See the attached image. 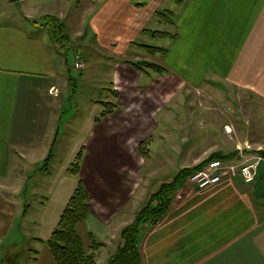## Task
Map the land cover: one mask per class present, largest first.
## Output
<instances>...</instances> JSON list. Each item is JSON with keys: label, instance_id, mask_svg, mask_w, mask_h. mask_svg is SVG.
<instances>
[{"label": "crops", "instance_id": "1", "mask_svg": "<svg viewBox=\"0 0 264 264\" xmlns=\"http://www.w3.org/2000/svg\"><path fill=\"white\" fill-rule=\"evenodd\" d=\"M176 4L187 13L184 41L188 42L191 57L204 59L213 75H222L235 83L250 88L264 83V0H184ZM24 6L29 7L30 3ZM113 6L117 9L119 5ZM175 12L177 24H181L178 9ZM28 16L31 17L25 13L24 17ZM107 19L102 14L93 23L96 32ZM181 34L177 32L174 39L181 37L182 41ZM70 59L67 53L30 35L20 25L0 20V235L17 224L19 229L25 228L30 221L34 229L43 227L45 235L34 240L39 246L44 245L43 240L56 226L79 177L89 195V215L77 225V230L85 248L89 245V232L103 243L95 260L96 264H105L110 255L107 252L99 263L100 252L106 253V242L112 235L118 237L116 249L122 244L120 231L133 221L128 218L129 211H133L130 201L141 184L135 173L145 158L138 145L149 134L141 137V119L129 114L125 101L136 90L145 89L139 80L146 73L137 70L136 75L128 68H117V62L109 68L108 86L103 84L108 90L107 100L94 98V114L60 165L58 178L66 179L46 185L43 194L42 186L49 177L42 178L37 173L39 178L32 190L37 189L34 193H40L42 202L36 211L30 212L21 199L26 180L14 186L19 208L17 203L5 199L13 196L6 179L16 172L17 166L24 159H36L38 149L43 156L56 140V120L62 115L59 112L67 95V91L62 90L61 94L59 90L66 79L65 71L71 70ZM113 91L116 97L112 96ZM100 101H113L117 107L96 122V113L103 109ZM77 147L82 157L79 174L73 176L67 168L78 152ZM253 190L254 183L234 176L204 190L190 187L177 200L173 197L168 210L155 224H144L139 230L142 263L264 264V196L256 197ZM31 249L35 257L32 264H57L47 247Z\"/></svg>", "mask_w": 264, "mask_h": 264}, {"label": "rangeland", "instance_id": "2", "mask_svg": "<svg viewBox=\"0 0 264 264\" xmlns=\"http://www.w3.org/2000/svg\"><path fill=\"white\" fill-rule=\"evenodd\" d=\"M141 1L0 0L2 23L20 25L30 35L42 38L54 49L63 53L67 50L68 58H71V70L65 71L66 79L61 90L58 89L61 94L67 91V95L59 112L62 115L56 120V140L43 156L38 152L41 149H38L36 159H24L16 172L6 179L10 182L11 194L17 191L14 186L18 182L26 180L20 195L30 212L36 211L42 202L40 193H34L37 189L32 190L34 181L39 176L49 177L45 178L47 182H43L42 186V193L45 194L46 185L48 187L50 183L62 179L58 178L60 165L68 158L71 147L84 132L91 114H94V98L107 100L108 90L103 88V84L107 83L108 86V70L115 62L117 68H128L139 75L137 69L128 64L137 63L147 70L148 75H141L139 80L141 88L145 89H135L136 94L125 101L129 114L141 119L144 127L141 137L149 134L143 147L148 158L141 160L143 166L137 169L138 174L135 173L141 184L130 201L133 211H129L132 214L128 215L129 219L134 220L150 197L182 168L193 167L219 152L234 153L223 160L240 164L250 157L260 156L258 151L264 150V90L258 89L264 88V83H255L258 89L255 90L256 87L250 88L222 75H213L214 71L204 59H195L189 53L188 42L184 41L187 38L184 27L187 13L177 8L178 2L147 0L145 5H139ZM26 3H30V6L25 7ZM115 3L119 5L117 9L113 6ZM177 9L181 24H177ZM25 13L31 17H24ZM102 14L107 15L108 19L96 32L93 23H97ZM47 15L54 17L56 26L61 24L63 27L60 32L54 33L53 38L46 29L53 30L45 24ZM34 21L37 23L34 24ZM152 31L172 36H153L150 34ZM177 32H182V41L181 37L174 39ZM59 39L63 41V49L60 48ZM143 45L157 46L163 50L153 51ZM76 55L78 59H75ZM76 60L83 61L82 69L75 68ZM147 63L158 65L164 69V73L158 74L147 67ZM133 81L131 85L134 88ZM148 104L150 107H147ZM226 125L230 127L228 132ZM136 141L137 138L134 143ZM50 150L51 162L45 165L44 159ZM188 175L170 194L172 198H182L193 187L187 181ZM65 177L73 180L67 174ZM14 196L5 199L17 203L19 208L20 199L17 194ZM146 196H149L148 200ZM158 202L152 201L151 206ZM26 224L27 227L22 226L21 229L18 224L14 228L11 226L0 235L1 259L16 255L20 264H32L35 257L31 248H46L45 244L39 246L35 241L37 237L45 235L43 227L34 229L30 221ZM117 238V235L108 238V250L106 253L100 252L99 263L107 252V256L115 252Z\"/></svg>", "mask_w": 264, "mask_h": 264}, {"label": "trees", "instance_id": "3", "mask_svg": "<svg viewBox=\"0 0 264 264\" xmlns=\"http://www.w3.org/2000/svg\"><path fill=\"white\" fill-rule=\"evenodd\" d=\"M147 0L139 2V5H145ZM176 2H180L181 0H175ZM45 21L47 25L53 28L49 29L46 28L47 31L50 33V38L54 37V33L60 32L63 29L62 25L56 26L54 24L55 19L54 17H49L47 15L45 17ZM53 21L52 24L50 22ZM34 24L37 21L33 22ZM42 27V25H39ZM43 28V27H42ZM153 36L158 37H166L172 36L168 35L165 32L161 31H152L150 32ZM60 40V39H59ZM60 48L63 49V41L60 40ZM145 48L153 51L163 50L157 46H149L143 45ZM66 50V49H65ZM64 52V51H63ZM67 53V50L65 51ZM137 69L141 73H147V70L140 66L137 63H128ZM147 67L155 70L158 74L164 73V69L160 68L158 65H153L147 63ZM113 97H116L117 94L115 91L112 93ZM103 109L99 113L97 117H95L96 122H100L101 118L104 117L107 113L113 112L117 104L113 101H100ZM146 140L140 141L138 145L139 153L145 159L148 158V154L144 151L143 147ZM258 154L264 158V150L258 151ZM234 153H229L226 155H222L219 153L212 154L211 156L207 157L205 160L199 162L193 167H184L176 175L173 179L169 182H164L159 190L154 193L153 196L150 197L147 204L141 208L135 219L125 225L120 231V238L122 240V244L116 249V251L111 254L105 264H143L142 263V256L141 252L138 247V236L139 230L143 224H155L168 210L170 202H171V193L177 188L180 181L187 175L190 174L192 171L202 167L205 165L209 160L213 158H230ZM52 157V153L45 157L44 163L48 165L50 159ZM82 157V151H78L74 157L73 162L70 164L68 168V172L73 176H78L79 174V165L80 160ZM264 180V178H263ZM159 198V199H157ZM157 200L159 201L154 207L151 206L152 201ZM89 215V195L88 192L82 182V180L78 177L76 186L71 193L63 211L61 212L59 219L56 223V226L52 230L50 236L43 240V243L49 249L50 254L52 255L54 261L57 264H96V251L98 248L103 245L102 242L97 241L92 234L89 232V245L88 248H85L80 235L77 230V225L80 222H83L87 219ZM1 264H19V260L17 256L5 258L0 260Z\"/></svg>", "mask_w": 264, "mask_h": 264}, {"label": "built area", "instance_id": "4", "mask_svg": "<svg viewBox=\"0 0 264 264\" xmlns=\"http://www.w3.org/2000/svg\"><path fill=\"white\" fill-rule=\"evenodd\" d=\"M76 55L75 59H78ZM74 66L77 69L84 67L83 61L76 60ZM263 157L254 156L246 159L240 164L231 163L221 158H213L202 167L192 171L187 181L195 189L204 190L217 183L223 178L238 177L245 183H254L257 165Z\"/></svg>", "mask_w": 264, "mask_h": 264}, {"label": "water", "instance_id": "5", "mask_svg": "<svg viewBox=\"0 0 264 264\" xmlns=\"http://www.w3.org/2000/svg\"><path fill=\"white\" fill-rule=\"evenodd\" d=\"M264 158H262L258 165L255 174V181H254V190L253 194L256 197H263L264 196Z\"/></svg>", "mask_w": 264, "mask_h": 264}, {"label": "bare ground", "instance_id": "6", "mask_svg": "<svg viewBox=\"0 0 264 264\" xmlns=\"http://www.w3.org/2000/svg\"><path fill=\"white\" fill-rule=\"evenodd\" d=\"M226 129H227V130H230V128H229V127H226Z\"/></svg>", "mask_w": 264, "mask_h": 264}]
</instances>
